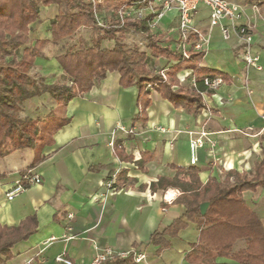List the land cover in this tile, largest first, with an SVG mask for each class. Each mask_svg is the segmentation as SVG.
I'll return each instance as SVG.
<instances>
[{
	"label": "crops",
	"instance_id": "0c3cea01",
	"mask_svg": "<svg viewBox=\"0 0 264 264\" xmlns=\"http://www.w3.org/2000/svg\"><path fill=\"white\" fill-rule=\"evenodd\" d=\"M118 1H98L104 21L108 5ZM240 5L239 23L249 27L252 51L259 56L261 69L246 66L238 58L241 49L237 39L232 36L228 41L223 40L219 27H209L208 8L199 5L194 24L208 35V51L198 66L224 80L215 92L200 94L204 108L198 113L191 112L193 106H175L152 89L147 96L149 106L144 119L133 121L140 115L138 89L135 85L121 87L119 73L111 72L89 92L67 104L65 116L69 122L54 134L52 145L43 149V159L38 164L31 167L34 158L31 149L4 153L0 158V225L18 227L28 218L35 219L33 223L26 221L35 232L11 249L12 258L6 264H57L55 257L60 253L73 264H91L98 250L106 248L136 250L147 255L145 261L131 264H192L186 256L199 239L202 227L196 223L183 218L184 229L173 238L164 236L169 242L167 247L150 243L155 232L164 231L186 212L177 200L182 195L179 188L152 190L151 185L160 178L174 179L178 168L191 167L199 170L202 184L211 177L223 181L231 171L252 178L256 164L264 161L261 117L264 114V6L245 2ZM57 13L55 5L39 8L37 20L30 25L31 44L51 39L49 27ZM160 27V32L152 34L159 45L174 50L176 14H167ZM51 45L54 44L47 46ZM113 45L112 41L101 44L106 49ZM57 56L45 47L35 59L34 74L47 85L69 81L55 59ZM151 59L164 62L158 68H149L147 64L154 74L176 63L173 59ZM189 70L192 69L182 70L178 77L185 76ZM32 72L31 69L29 76ZM174 86L177 85L172 86L173 91L194 89L189 83L176 89ZM28 102L42 109L47 102L45 116H34L26 109ZM22 106L20 113L25 111L26 118L44 119L56 104L48 94H42L26 100ZM118 124L132 127L134 135L112 136ZM201 133L205 134L203 145L198 149L197 162L192 165L189 141L200 138ZM114 142L120 148L117 154L110 145ZM26 169L39 174L41 183L29 186L13 201H8L6 193ZM112 176L115 181L107 187ZM178 179L188 181L184 176ZM261 179L264 181V170ZM166 191L169 196L176 195L170 203L164 201ZM241 196L259 220L264 238V183L254 191H243ZM246 245L245 240H237L232 251L245 249ZM261 245L260 250H264ZM216 263L242 264L229 258H217Z\"/></svg>",
	"mask_w": 264,
	"mask_h": 264
},
{
	"label": "trees",
	"instance_id": "16d2710c",
	"mask_svg": "<svg viewBox=\"0 0 264 264\" xmlns=\"http://www.w3.org/2000/svg\"><path fill=\"white\" fill-rule=\"evenodd\" d=\"M119 1L123 4L135 0ZM245 3L264 6V0H246ZM51 5L58 8L49 27L51 39L36 40L31 44L30 25L37 20L40 7ZM82 27L92 30V45L87 46L81 39L75 49L55 58L69 78V84L47 85L42 81L39 84L29 76L32 60L40 57L47 45L71 37ZM126 32L143 33L146 36L151 58L176 61L168 69V82H163L159 75L148 69L149 56L145 52L136 47L128 48L122 43ZM104 41L114 42L113 47L103 48L101 44ZM201 59V54L192 53L188 60L182 61L176 50L159 45V40L150 33L145 20L127 18L122 25L112 21L108 28L99 27L94 18V6L88 0H0V158L7 152V147L9 151L31 149L34 152L31 167L38 164L43 159V149L52 145L54 134L69 122L65 116L67 104L73 98L89 92L96 82L111 72L119 73L121 87L135 85L138 89L140 115L133 121L145 117L149 106L147 85H151L175 106H193L191 112L196 114L204 108L200 95L205 90L202 78L219 76L201 69L198 66ZM185 69L194 71L196 87L173 91L172 86L178 85V74ZM42 94H48L53 99L55 108L44 119H21L19 114L22 104ZM113 149L116 154L120 151L118 142H114ZM263 170L264 161L256 164L255 176L252 178L231 171L223 181L211 177L205 184L200 182L199 170L195 167L186 170L178 168L174 179L160 178L151 185V189L179 188L182 195L177 200L185 206L186 212L164 231L155 232L150 243L160 248L167 247L169 242L164 236L173 238L184 229V218L202 227L198 242L192 245L186 256L190 263L217 264V258H229L242 264H264V250H260L259 246L262 244L261 248H264L260 222L245 206L241 196L243 191H254L264 183L261 179ZM120 174L117 176V185ZM178 176L187 177L188 181L178 179ZM205 202L209 206L202 216L200 205ZM26 221L33 223L35 219L28 218ZM26 221L18 227L0 225V264H6L12 258L11 249L18 242L26 240L35 232V228H30ZM237 240H245L247 245L245 249L234 253L232 247ZM131 263V259H113L100 264Z\"/></svg>",
	"mask_w": 264,
	"mask_h": 264
},
{
	"label": "built area",
	"instance_id": "2783aa9c",
	"mask_svg": "<svg viewBox=\"0 0 264 264\" xmlns=\"http://www.w3.org/2000/svg\"><path fill=\"white\" fill-rule=\"evenodd\" d=\"M94 6V18L99 27L108 28L109 23L104 21L97 13V3L99 0H88ZM142 5V9L140 6ZM199 5H204L209 10V27H219L222 39L228 41L234 36L237 39L238 46L241 52L238 58L244 62L246 66H251L256 69H261L259 65V56L252 51V36L249 27L239 23L242 16V6L229 0H135L121 4L116 10V18L120 25L128 18L131 20H145L149 31L160 32V24L164 17L169 13H175L177 18V39L175 43L176 54L182 61L188 60L192 53H198L203 56L208 51V35L202 33L194 24V18L198 11ZM226 22V24H223ZM171 66L156 70L155 73L162 78L163 82H168V69ZM178 86L189 83L190 87L195 88L197 85V77L193 70H189L185 76L178 77ZM223 83L220 76L203 77L202 84L204 92H215ZM151 85H147V90L151 91ZM264 120V114L261 115ZM116 133H123L125 135H134L132 127H126L123 124H118L112 136ZM205 134L201 133L200 138L190 139V164L194 165L198 158L197 152L203 145L202 137ZM113 147L114 143H110ZM115 181V176L107 183V187H111ZM41 178L39 174L32 169L26 170L14 186L6 193V199L13 201L16 197L22 194L29 186L40 184ZM168 191L164 195V201L170 203L172 197H167ZM147 255L144 252L129 250V251H115L109 248L98 250L91 264H100L113 259H131L134 263L145 261ZM57 264H73L69 261L64 253H60L55 257Z\"/></svg>",
	"mask_w": 264,
	"mask_h": 264
},
{
	"label": "rangeland",
	"instance_id": "374dc122",
	"mask_svg": "<svg viewBox=\"0 0 264 264\" xmlns=\"http://www.w3.org/2000/svg\"><path fill=\"white\" fill-rule=\"evenodd\" d=\"M229 1H232V2L237 3V4H242L246 0H229ZM120 4H121L120 1H118L117 4L112 3V4L108 5L110 8L108 7V10L106 9L107 13L105 14L106 15L105 19H106L107 23L110 24L112 21L115 20L116 10L120 6ZM252 4H256V3H252ZM97 6H98V3H97ZM140 9H142V5L140 6ZM100 12H101L100 9L97 8L98 16H100V14H99ZM101 14H103V13L101 12ZM159 29L161 30V27ZM150 32L153 34L155 33V31H153V32L150 31ZM93 37H94V34L92 33V30L90 28H80L71 37H68V38L61 40L58 44L46 46V50L50 51V54L61 55L70 49H75L78 46L79 40H81V39H83L86 42L87 46H91L92 45L91 40ZM122 43H124L128 48L136 47L140 51L145 52L149 56L148 61H147L149 68L152 66H157V68L164 66L163 61H157L156 62L150 58L149 42L143 33L126 32L125 37H124V42L122 41ZM36 61L37 60H35V59L32 60L33 66L31 69L33 72L31 73L30 77L34 78L40 84L41 81L43 82V79L40 78L37 74H34L35 67H36ZM62 82H64V81H62ZM65 83L69 84V81L67 80V82H65ZM43 102H45V101H43ZM26 105H28V107L26 109L31 110L34 116H37V117L38 116L39 117L45 116V112H46L45 109L47 110V108H46L47 102L43 104L45 109L39 108V106L35 107L34 104H31V103L29 104V102L26 103ZM22 108L25 110V105L22 106ZM32 113H31V115H32ZM19 117L21 119H26L25 111L20 113ZM6 149H7L6 151H9L8 147Z\"/></svg>",
	"mask_w": 264,
	"mask_h": 264
},
{
	"label": "water",
	"instance_id": "95a60500",
	"mask_svg": "<svg viewBox=\"0 0 264 264\" xmlns=\"http://www.w3.org/2000/svg\"><path fill=\"white\" fill-rule=\"evenodd\" d=\"M208 206H209V203H207V202L202 203V204L200 205V214H201L202 216L205 215Z\"/></svg>",
	"mask_w": 264,
	"mask_h": 264
},
{
	"label": "bare ground",
	"instance_id": "6f19581e",
	"mask_svg": "<svg viewBox=\"0 0 264 264\" xmlns=\"http://www.w3.org/2000/svg\"><path fill=\"white\" fill-rule=\"evenodd\" d=\"M171 196H172V195H171ZM171 196L168 195L167 197H171Z\"/></svg>",
	"mask_w": 264,
	"mask_h": 264
}]
</instances>
